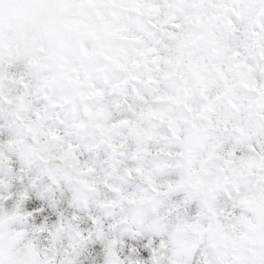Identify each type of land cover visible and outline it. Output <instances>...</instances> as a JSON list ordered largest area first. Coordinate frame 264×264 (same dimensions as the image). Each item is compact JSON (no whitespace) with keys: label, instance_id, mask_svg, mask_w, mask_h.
Returning <instances> with one entry per match:
<instances>
[{"label":"clouds","instance_id":"obj_1","mask_svg":"<svg viewBox=\"0 0 264 264\" xmlns=\"http://www.w3.org/2000/svg\"><path fill=\"white\" fill-rule=\"evenodd\" d=\"M38 2L25 18L0 2V264H248L264 249V0ZM25 193L65 213L48 235ZM77 232L111 254L80 260ZM145 238L142 257L129 241Z\"/></svg>","mask_w":264,"mask_h":264},{"label":"snow or ice","instance_id":"obj_2","mask_svg":"<svg viewBox=\"0 0 264 264\" xmlns=\"http://www.w3.org/2000/svg\"><path fill=\"white\" fill-rule=\"evenodd\" d=\"M2 2V0H0ZM13 2L17 5L18 11L17 15L25 18V17H34L36 15V11L41 5L38 0H13ZM2 15V14H0ZM16 166L13 165V168ZM27 183L26 181L24 182ZM16 187H20V183H16ZM25 197L28 200L27 203V215L29 217V224L31 225L32 231L35 233H42L44 235H48L51 231L50 225L52 222L57 219L63 220L65 213L62 208L59 206L53 207L49 201L40 197L38 194L33 193H25ZM75 219L74 217L69 216V220ZM77 236L81 237V245L77 250L79 252L80 260H85L86 257H89V254H95L98 258L104 255V252H108L111 254V245L108 248H104V245L101 241L92 239V242L89 243L86 240H83V236L80 232L76 233ZM129 243L134 244L135 247L132 248V252H139L142 257H147L153 252L152 242L147 238L142 240H131ZM102 249L104 251H102ZM62 251V250H61ZM61 251H57L54 249V252L57 256L61 254ZM125 254H128V249L125 247ZM198 252L193 251L191 253V264H197V256ZM85 264H89V261H85ZM248 264H264V249L256 250L249 257Z\"/></svg>","mask_w":264,"mask_h":264}]
</instances>
